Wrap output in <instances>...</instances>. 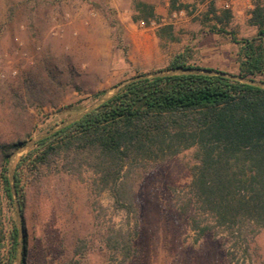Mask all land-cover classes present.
Masks as SVG:
<instances>
[{"label": "rangeland", "instance_id": "1", "mask_svg": "<svg viewBox=\"0 0 264 264\" xmlns=\"http://www.w3.org/2000/svg\"><path fill=\"white\" fill-rule=\"evenodd\" d=\"M140 1L155 8L148 24L134 20ZM177 1L180 11L170 0H0V145L48 134L122 83L165 71L178 54L194 67L236 75L238 47L213 29L256 36L254 0ZM212 5L218 16L230 10V20L218 24ZM33 148L16 154L13 173ZM198 165L195 148L140 162L120 179L117 195L87 168L30 175L26 264H264V231L245 253L219 229L201 236L191 228L189 185ZM0 209L8 236L19 217L1 183ZM80 242L81 257L74 255Z\"/></svg>", "mask_w": 264, "mask_h": 264}, {"label": "trees", "instance_id": "2", "mask_svg": "<svg viewBox=\"0 0 264 264\" xmlns=\"http://www.w3.org/2000/svg\"><path fill=\"white\" fill-rule=\"evenodd\" d=\"M170 4L173 10H181L177 0ZM254 5L250 23L258 30L256 36L239 39L224 29L213 31L227 35L238 47V73L234 76L264 85L258 80L264 75V3L254 0ZM136 6L139 15L134 20L148 24L157 17L152 4L140 1ZM214 8L212 5L211 11L218 24L230 20V10L218 16ZM172 69L192 73L125 84L78 121L37 142L19 160L14 187L23 239L20 241L14 219L7 236L0 216V264H15L19 248L21 264H26L30 175L38 179L45 169L61 167L77 173L87 168L117 195L120 179L136 164L164 161L192 148L197 151L199 165L189 185L191 228L201 236L219 229L228 235L234 250L248 251L252 238L264 231V88L204 74L221 71L194 67L185 54L171 60L166 70ZM105 94L98 93L95 99ZM74 109L69 106L67 111ZM23 144L20 139L0 145V183L12 208L9 158ZM83 254L80 242L74 255ZM80 261L71 259L66 264Z\"/></svg>", "mask_w": 264, "mask_h": 264}, {"label": "water", "instance_id": "3", "mask_svg": "<svg viewBox=\"0 0 264 264\" xmlns=\"http://www.w3.org/2000/svg\"><path fill=\"white\" fill-rule=\"evenodd\" d=\"M181 73H192L190 71H181V70H165V71H161V72H156V73H148V74H144V75H139L137 77H134L124 83H122L121 85H119L114 91L112 94H109V95H106L104 96L103 98H101L98 102H96L92 107H90L89 109L85 110L84 112H82L81 114H79L78 116L74 117L73 119L63 123L62 125H60L57 129L55 130H52L50 131L48 134L46 135H43L37 139H32L30 140L29 142L25 143L24 145L20 146L17 148V150L15 152H13L9 158V164H8V170H9V180H10V183H11V187L13 189V194H14V202H15V207H16V212H17V215L19 217V220H18V225H19V228H20V232H21V228H22V222H21V216H20V213H21V208H20V205H19V202L17 200V196H16V191H15V187H14V173L13 171L10 169V166H11V163L14 159V157L16 156V154H18L20 151H22V149L24 148H27V147H33L36 145L37 142H39L40 140L54 134L55 132H57L58 130H60L61 128H64L65 126L71 124V123H74L76 121H78L79 119H81L84 115H86L88 112H90L91 110H93L94 108H96L97 106H99L100 104L104 103L105 101L109 100L112 96H114V94L118 91L119 88H121L122 86H124L125 84H129V83H132V82H135L137 80H141V79H146V78H154V77H159V76H167V75H177V74H181ZM204 74H209V75H218V76H222V77H226V78H230V79H233V80H236V81H240V82H243V83H248V84H252V85H255V86H259L261 88H264V85H261V84H258V83H252V82H249V81H246L242 78H239L237 76H234V75H231V74H228V73H221V72H203ZM22 234V233H21Z\"/></svg>", "mask_w": 264, "mask_h": 264}, {"label": "built area", "instance_id": "4", "mask_svg": "<svg viewBox=\"0 0 264 264\" xmlns=\"http://www.w3.org/2000/svg\"><path fill=\"white\" fill-rule=\"evenodd\" d=\"M229 1H231V0H229ZM181 14H182V12H180V13H174L173 16L176 17V16L181 15ZM154 24H155V22H152V25H154Z\"/></svg>", "mask_w": 264, "mask_h": 264}]
</instances>
